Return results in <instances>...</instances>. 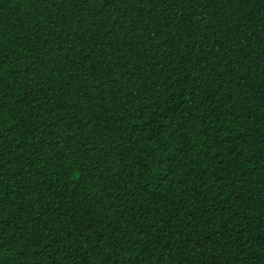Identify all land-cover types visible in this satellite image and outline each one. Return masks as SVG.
<instances>
[{
    "label": "trees",
    "instance_id": "1",
    "mask_svg": "<svg viewBox=\"0 0 264 264\" xmlns=\"http://www.w3.org/2000/svg\"><path fill=\"white\" fill-rule=\"evenodd\" d=\"M0 264H264V0H0Z\"/></svg>",
    "mask_w": 264,
    "mask_h": 264
}]
</instances>
